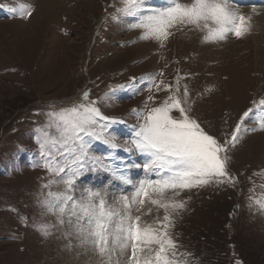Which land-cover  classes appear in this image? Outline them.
Segmentation results:
<instances>
[{
	"label": "rangeland",
	"instance_id": "374dc122",
	"mask_svg": "<svg viewBox=\"0 0 264 264\" xmlns=\"http://www.w3.org/2000/svg\"><path fill=\"white\" fill-rule=\"evenodd\" d=\"M20 2L34 8L30 18L7 10ZM254 2L240 6L251 18L243 38L205 43L202 33L173 30L161 47L140 39L141 30L130 29L126 19L112 18L119 0H0V264H97L89 245L82 246L66 223L43 211L38 201L64 185L45 187L59 178L35 166L42 163L37 128L46 122L45 114L79 103L84 91L105 116L122 121L109 123V131L119 144L131 146L140 123L133 110L143 112L167 95L149 91L151 81L175 84L179 75L189 89L190 115L221 141L231 135L253 99L264 98V21L257 16L264 5ZM243 127L257 125L249 120ZM92 151L106 155L109 149L93 141ZM119 155L143 159L135 149ZM230 155V172L239 181L235 187L211 184L176 197L186 206L174 214L171 232L180 251L191 254V264H264V210L249 200L264 188L250 192L248 179L264 169V130L242 131ZM129 175L138 180L144 173L131 169ZM253 179L264 184L260 176ZM76 188L77 197L85 188L102 189L110 204L132 191L96 172L83 174ZM41 224L52 225L48 235L38 230Z\"/></svg>",
	"mask_w": 264,
	"mask_h": 264
},
{
	"label": "snow or ice",
	"instance_id": "6c2138e0",
	"mask_svg": "<svg viewBox=\"0 0 264 264\" xmlns=\"http://www.w3.org/2000/svg\"><path fill=\"white\" fill-rule=\"evenodd\" d=\"M113 19H126L130 29H140V39L156 41L164 47L173 30L189 29L203 34V42L226 41L249 34L250 17L240 11L239 0H119ZM115 7V4L112 5ZM7 10L21 19L32 16L34 8L20 2ZM255 11V8H253ZM130 18V19H127ZM163 75V73H160ZM184 77H176L175 84L151 81L149 91H164L166 97L141 112L133 110L140 123L131 140L121 145L109 131V123H121L105 116L97 101L90 100L89 91L81 94V101L70 107L46 113V122L37 128V144L42 166L59 179L45 187L63 184L62 191H49L38 201L43 211L56 216L60 224H67L82 246L89 245L98 258L97 264H191L190 253L180 251L173 238L174 214L178 215L186 201L178 200L180 193L211 184L231 185L239 182L231 174L230 153L241 139L242 131L264 130V98L253 99L252 107L243 112L231 135L221 141L210 134L190 115L188 86H181ZM132 78L130 83H134ZM128 85H121L126 88ZM211 91V89H207ZM149 96V101H154ZM249 120L257 128L243 127ZM103 122V123H102ZM88 139H85V138ZM105 145L108 153L97 155L92 142ZM143 156L138 163L119 155V150ZM131 169H142L144 176L133 180ZM86 172L106 173L132 191L113 197L110 204L102 189L85 188L77 197V180ZM264 178V169L248 179L255 193L253 177ZM171 194V195H169ZM251 203L264 210V194L250 195ZM163 210V215L153 216ZM152 216L149 221L145 217ZM49 224L38 230L48 235ZM239 264V262H238Z\"/></svg>",
	"mask_w": 264,
	"mask_h": 264
},
{
	"label": "bare ground",
	"instance_id": "6f19581e",
	"mask_svg": "<svg viewBox=\"0 0 264 264\" xmlns=\"http://www.w3.org/2000/svg\"><path fill=\"white\" fill-rule=\"evenodd\" d=\"M257 1H259V3H260L261 6L264 5V0H257ZM257 16H259V21L260 20H263L264 21V10L258 11L257 12Z\"/></svg>",
	"mask_w": 264,
	"mask_h": 264
}]
</instances>
